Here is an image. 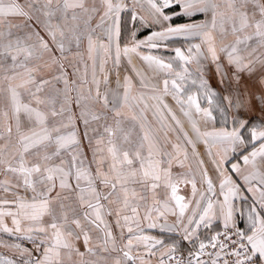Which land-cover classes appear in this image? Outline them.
Masks as SVG:
<instances>
[{
    "label": "snow or ice",
    "instance_id": "obj_1",
    "mask_svg": "<svg viewBox=\"0 0 264 264\" xmlns=\"http://www.w3.org/2000/svg\"><path fill=\"white\" fill-rule=\"evenodd\" d=\"M0 264H264V0H0Z\"/></svg>",
    "mask_w": 264,
    "mask_h": 264
}]
</instances>
